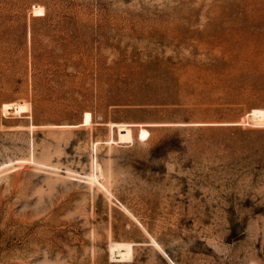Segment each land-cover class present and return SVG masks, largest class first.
<instances>
[{
  "label": "rangeland",
  "instance_id": "1",
  "mask_svg": "<svg viewBox=\"0 0 264 264\" xmlns=\"http://www.w3.org/2000/svg\"><path fill=\"white\" fill-rule=\"evenodd\" d=\"M254 108L264 0H0V264H264Z\"/></svg>",
  "mask_w": 264,
  "mask_h": 264
},
{
  "label": "bare ground",
  "instance_id": "2",
  "mask_svg": "<svg viewBox=\"0 0 264 264\" xmlns=\"http://www.w3.org/2000/svg\"><path fill=\"white\" fill-rule=\"evenodd\" d=\"M249 116L252 117L254 120H258V122L263 121L264 119V110L261 108H254L250 113ZM261 123H264L261 122ZM119 136L117 140H114L112 142H124L129 143L134 140L132 129L125 124H119L118 127Z\"/></svg>",
  "mask_w": 264,
  "mask_h": 264
}]
</instances>
